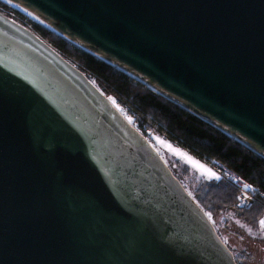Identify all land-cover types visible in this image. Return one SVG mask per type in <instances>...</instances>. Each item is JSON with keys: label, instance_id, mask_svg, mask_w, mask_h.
<instances>
[{"label": "water", "instance_id": "1", "mask_svg": "<svg viewBox=\"0 0 264 264\" xmlns=\"http://www.w3.org/2000/svg\"><path fill=\"white\" fill-rule=\"evenodd\" d=\"M12 1L264 159V0ZM0 264H236L148 139L2 12Z\"/></svg>", "mask_w": 264, "mask_h": 264}, {"label": "trees", "instance_id": "2", "mask_svg": "<svg viewBox=\"0 0 264 264\" xmlns=\"http://www.w3.org/2000/svg\"><path fill=\"white\" fill-rule=\"evenodd\" d=\"M1 8L6 12H0L8 17H11L10 14L16 17L22 25L72 63L106 97L113 99L127 112L133 127L149 142L152 136L162 138L210 168L214 165L223 167L256 189L251 207L239 209L237 203L240 190L232 181L221 179L212 172L214 177L201 179L195 190L190 192L180 175L167 164L172 174L206 213L218 236L232 252L236 264H244L249 255L233 251L212 219L217 215L232 213L236 219L249 226L259 240L260 222L264 218V159L130 76L71 45L0 2ZM186 168L182 169L186 171ZM220 224H224L223 220Z\"/></svg>", "mask_w": 264, "mask_h": 264}, {"label": "rangeland", "instance_id": "3", "mask_svg": "<svg viewBox=\"0 0 264 264\" xmlns=\"http://www.w3.org/2000/svg\"><path fill=\"white\" fill-rule=\"evenodd\" d=\"M6 12L5 9H0ZM11 18L17 20L12 14ZM149 139L151 145L160 154L162 159L171 166V168L180 175L184 184L189 188L190 192L194 191L201 179H209L214 177L213 169L210 166L194 159L182 150L175 148L162 138L152 136ZM187 167L186 171L182 168ZM218 232L226 242V244L237 254L245 252L249 258L244 264H264V232L261 229L259 240L256 239L254 231L236 217L232 213L217 215L213 219ZM223 220L224 224H220ZM235 253V254H236Z\"/></svg>", "mask_w": 264, "mask_h": 264}, {"label": "built area", "instance_id": "4", "mask_svg": "<svg viewBox=\"0 0 264 264\" xmlns=\"http://www.w3.org/2000/svg\"><path fill=\"white\" fill-rule=\"evenodd\" d=\"M109 99L112 101L113 105L117 108V110L119 111V113L129 122L132 124L131 122V119L129 118L127 112L122 109L120 106L117 105V103L111 99L109 97ZM115 102V103H114ZM213 172L219 176L221 179H226V180H229V181H232L240 190V194H239V197H238V203H237V207L239 209H249L253 203V196L255 195L256 193V189L250 185V187L252 189H254V191H250L247 193V198H243L244 195H245V192H244V185L247 184L245 183L244 181H242L241 179H239L238 177H236L235 175L231 174L229 171H227L226 169H224L223 167L221 166H218V165H214L213 167ZM249 185V184H248ZM261 221H264V218L261 220ZM260 227L261 229L263 230L264 232V224H262L260 222Z\"/></svg>", "mask_w": 264, "mask_h": 264}, {"label": "bare ground", "instance_id": "5", "mask_svg": "<svg viewBox=\"0 0 264 264\" xmlns=\"http://www.w3.org/2000/svg\"><path fill=\"white\" fill-rule=\"evenodd\" d=\"M1 3H4L5 5H7L8 7L12 8L13 10L18 11L19 13H21L22 15H24L26 18L30 19L31 21L39 24L40 26L44 27L45 29H47L48 31L52 32V33H56L57 35H59L60 37H62L63 39H67L65 38L57 29H55L54 27H52L51 25H49L48 23H46L44 20H42L41 18H39L38 16H36L35 14H33L32 12L28 11L27 9H25L24 7H22L21 5L17 4L16 2L12 1V0H0ZM81 49L86 50V48L81 47ZM88 53H92V55H95L93 52H91L90 50H86ZM94 56V57H95ZM98 57V56H96ZM98 59V58H97ZM103 59V58H100ZM102 61V60H101ZM105 61V60H104ZM108 63V62H107ZM115 68H117L115 66ZM119 69V68H118ZM177 103V102H175Z\"/></svg>", "mask_w": 264, "mask_h": 264}, {"label": "snow or ice", "instance_id": "6", "mask_svg": "<svg viewBox=\"0 0 264 264\" xmlns=\"http://www.w3.org/2000/svg\"><path fill=\"white\" fill-rule=\"evenodd\" d=\"M114 103H115V102H114ZM217 179H219V177H217ZM250 191H254V189H252V188L250 187V185L245 184V185H244V192H245V195H244L243 198H247V193L250 192ZM261 223L264 224V221H261Z\"/></svg>", "mask_w": 264, "mask_h": 264}]
</instances>
